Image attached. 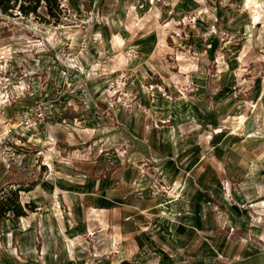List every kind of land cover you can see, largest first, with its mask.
<instances>
[{"label":"rangeland","instance_id":"rangeland-1","mask_svg":"<svg viewBox=\"0 0 264 264\" xmlns=\"http://www.w3.org/2000/svg\"><path fill=\"white\" fill-rule=\"evenodd\" d=\"M59 3L53 12L57 21L43 2L35 15L24 16L18 7L0 12V189L37 183L19 194L21 204L34 203L39 184L53 176L48 169L75 160L84 166L99 155L96 144L89 148L82 136L81 154L73 157L62 122L69 108L103 117L106 168L113 164L122 171L142 160L148 170L146 153L158 151L161 133H171L189 139L186 148L193 153L181 166L182 189H176L187 202L193 195L194 206L186 213L204 220L201 229H192L169 250L164 264H264V97L255 99L246 91L250 81L264 80V0ZM191 3L198 8H190ZM173 38L200 44L180 46ZM212 38L216 46L209 49ZM233 38L238 52L225 45ZM194 73L206 85L213 84V75L218 85L224 84L223 75H232L228 84L231 79L242 83L245 75L246 82L239 91L205 90L197 97L200 84ZM137 85L148 96V106L155 105L149 106L151 114L139 102ZM63 96L70 100L64 102ZM191 97L199 102L188 103ZM177 99L184 107L171 109L164 118L159 107ZM49 100L55 116L33 131L24 114L36 101ZM60 122L58 131L65 137L56 144L53 127ZM155 185L163 184L157 180ZM30 217L28 222L0 219V264L60 257L48 243L43 254L45 227Z\"/></svg>","mask_w":264,"mask_h":264},{"label":"crops","instance_id":"crops-1","mask_svg":"<svg viewBox=\"0 0 264 264\" xmlns=\"http://www.w3.org/2000/svg\"><path fill=\"white\" fill-rule=\"evenodd\" d=\"M190 5V8H198L197 4ZM240 30L244 29L239 27ZM173 40H177L180 46L200 44L198 39ZM242 40L248 44L245 37ZM234 41L238 40L233 38L225 45L229 46L227 50L238 52ZM210 43L209 49L216 46L214 38ZM202 57L208 59L209 56L205 54ZM205 58L204 61H207ZM237 59L240 62V58ZM193 76L197 85L200 84L196 86L197 97L199 93H206L207 90V93L211 94H225L232 89L239 91L243 82H246L245 75L241 77L242 83H239L240 79H231L228 84L232 75H223L221 84H224L218 85L214 81L218 76L213 75V84L206 85L204 77L196 73ZM250 83L246 91L255 99L257 95L264 97L262 77ZM137 89L140 104L146 113L151 114L149 106L154 107V103L148 106V96L139 86ZM62 99L65 102L70 100V97L63 96ZM190 99L192 101L188 103L199 102L198 99ZM171 102L166 101L165 107H159L164 118V114L167 116L172 113L171 109L184 107V103H178V99ZM68 111V118L62 122H66L68 127L69 137L65 140L73 157H76L77 152L81 154L78 144L82 136L89 148H93V143L96 144L99 155L90 159L84 166L76 160L71 161L67 167L53 166L51 170L48 169L53 176L49 175L50 178H45L39 184L34 202L39 209L30 216L39 220L42 227H45L41 232L43 254L47 252L44 249L47 245L45 243H48L51 253L58 252L60 257H41L38 264H119L123 260L133 264H164L165 255L169 250L179 246L183 235L190 233L192 229H201L204 220L203 217H199V221L194 220L192 215L186 213L185 209L194 206L193 195L187 202L176 189H182L181 166H186L185 159L193 154L186 148L189 139H180L171 133H161L156 139L158 151L152 154L147 152L145 155L146 162L151 166L148 170L145 169L146 164L140 165L142 160L122 171L113 164L106 168L103 166V117H88L84 110L78 112L69 108ZM176 120L179 122L182 119L176 117ZM167 123H172L171 119H168ZM60 125L61 122L53 127L52 137L56 144L59 139L63 140L65 137L58 131ZM79 127L83 130L77 131ZM200 168L202 170V166ZM168 177L171 183L167 181ZM157 180L163 184L159 187H165L167 191L163 192L156 187ZM195 201H198L197 197ZM30 216L14 219L28 222L27 220L32 218ZM27 251L30 249L27 248Z\"/></svg>","mask_w":264,"mask_h":264},{"label":"trees","instance_id":"trees-1","mask_svg":"<svg viewBox=\"0 0 264 264\" xmlns=\"http://www.w3.org/2000/svg\"><path fill=\"white\" fill-rule=\"evenodd\" d=\"M60 0H0V12L2 14H7L9 10H13L18 7V11L24 16L35 15L37 9L40 7V3L45 4V9L47 15L51 18H55L54 11L58 10ZM55 23V22H54ZM37 186V183L23 189V187L16 186V188H11V186L0 189V219L7 218H24L28 216L29 213L35 212L37 206L30 202L26 204H21L20 202V192H30ZM119 264H133L127 260L121 261Z\"/></svg>","mask_w":264,"mask_h":264},{"label":"built area","instance_id":"built-area-1","mask_svg":"<svg viewBox=\"0 0 264 264\" xmlns=\"http://www.w3.org/2000/svg\"><path fill=\"white\" fill-rule=\"evenodd\" d=\"M55 111L56 107L54 101H36L31 109L24 114L23 118L25 124L35 131L36 127L46 126L55 116Z\"/></svg>","mask_w":264,"mask_h":264}]
</instances>
